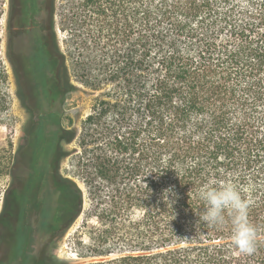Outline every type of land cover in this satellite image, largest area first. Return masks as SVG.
<instances>
[{
  "label": "trees",
  "instance_id": "obj_1",
  "mask_svg": "<svg viewBox=\"0 0 264 264\" xmlns=\"http://www.w3.org/2000/svg\"><path fill=\"white\" fill-rule=\"evenodd\" d=\"M69 12L77 47L84 55L91 45L101 50L111 85L96 97L81 130L64 124L61 95L75 86L54 8L60 79L41 92H55L56 108L29 109L34 119L24 127L35 163L57 168L46 176L57 200L43 195L55 198L52 224L76 219L83 209V187L59 174L71 153L67 145L77 140L79 178L93 199H107L108 220L120 225L123 249L105 264H264V0H76ZM9 37L7 28L6 54L25 106L37 100L22 84ZM38 49L33 68L45 83L49 72L41 61L48 51L45 44ZM7 83L0 59V123L10 110ZM26 160L24 144L12 154L11 143L0 139V185L18 176L16 163ZM209 180L234 183L249 201L248 219L257 230L253 254L233 244L228 213L223 225L196 227L205 207L197 193ZM169 187L175 195L163 197ZM8 191L0 223L10 220ZM9 241L0 230V245ZM24 254L21 264L52 262ZM0 264L11 263L3 257Z\"/></svg>",
  "mask_w": 264,
  "mask_h": 264
},
{
  "label": "rangeland",
  "instance_id": "obj_2",
  "mask_svg": "<svg viewBox=\"0 0 264 264\" xmlns=\"http://www.w3.org/2000/svg\"><path fill=\"white\" fill-rule=\"evenodd\" d=\"M75 3L76 0H54L56 34L60 48L66 56L71 82L75 86L73 91L61 95L64 100L61 105L64 108V124L81 130L82 121L91 112L96 97H101L111 83L106 80V74L103 72L104 59L101 50L91 45L88 53L84 55L77 47L76 37L73 35L75 30H72V26L67 22L69 10ZM11 4V0H2L0 6V59L8 73L7 89L10 99V110L2 117L0 123V139L8 144L11 143L12 154H14L22 143L28 113L18 97L14 68L6 54L8 12L11 9ZM27 29V25L14 28L15 33L22 40L28 34ZM28 88L32 96L41 102L40 94L31 80ZM44 98L43 100L46 102L53 101L49 94H46ZM77 146V140L67 145V149L71 153L60 162L59 174L77 180L83 187V209L76 219H66L64 224H61L60 231L51 244H49L50 237L46 235L42 242L46 247L33 255L35 258L49 256L51 264H105V261L115 257L123 249L120 225L108 220V213L105 212V208L108 206L107 199L104 197L93 199L79 178L77 155L73 152ZM10 182L11 177L8 176L0 185V210L2 196L4 191L9 188ZM32 192L37 195H46L37 187L31 189ZM28 211L29 208H27ZM8 221L0 223V230L10 237L11 226L9 219ZM24 255L23 249H17L13 242L10 247L8 242L0 245V258L5 257L7 261L12 258V264H21L26 260Z\"/></svg>",
  "mask_w": 264,
  "mask_h": 264
},
{
  "label": "flooded vegetation",
  "instance_id": "obj_3",
  "mask_svg": "<svg viewBox=\"0 0 264 264\" xmlns=\"http://www.w3.org/2000/svg\"><path fill=\"white\" fill-rule=\"evenodd\" d=\"M11 2V9L9 11L11 15L10 21L8 22L10 35L9 49L15 59V66L21 67L22 69L20 72L22 84L31 95L30 97H33L28 88L31 80L39 94L42 95L41 97L45 99L43 97V92H41L44 91L43 85L47 83L50 85L53 82L56 83L57 79H60L61 59L60 53L56 48L50 17L51 12L55 8L54 0H11ZM21 25H27L28 27V34L26 38L23 37V40L14 30L16 26ZM39 35L41 37H39ZM41 44H45L48 51L46 56L47 61H41L43 69L49 72L44 78L45 83H43V80L38 77L36 69L33 68L36 63H34V59L38 56V46L40 47ZM23 65L26 68L31 67V69L24 70L22 67ZM47 92L50 93L49 90H47ZM49 96H51L53 101L56 99L55 92L50 93ZM43 99L41 100V103H38L37 101L29 103L28 100V103L26 102L25 106L22 104L28 113L25 126L28 122L32 123L34 119V117H32L33 119L30 118L31 113L28 112L29 109L56 108L53 101L46 102V100ZM27 136L28 133L24 129L21 144L26 146L28 160L24 161L23 164L16 163L15 170L21 175L11 176L8 191V210L11 226L10 241L8 243L10 247L13 242V244L17 246V249L22 248L24 253H35L40 252L46 247L42 242L48 231L54 228L53 232H48L51 237L49 244H51L60 231V222L52 224L55 220L54 212L56 204L54 205V199L56 198L57 200L59 191L51 182V179L46 177L49 173H55L57 168H50V166L45 167L44 164H40L39 162L35 163L37 160L33 159L31 155L33 145L31 143L30 145H27ZM46 185L47 187L50 185L53 190L46 188ZM35 187L41 189L44 191L43 193H46L47 195L54 194L55 198L53 199L52 196L47 200L43 198V195L45 194L37 195L33 194V192L31 193V189H34ZM27 208H29L28 212ZM47 219L49 220L48 226H46ZM9 262L12 264V258Z\"/></svg>",
  "mask_w": 264,
  "mask_h": 264
},
{
  "label": "clouds",
  "instance_id": "obj_4",
  "mask_svg": "<svg viewBox=\"0 0 264 264\" xmlns=\"http://www.w3.org/2000/svg\"><path fill=\"white\" fill-rule=\"evenodd\" d=\"M170 195H175L172 187L164 190L163 197ZM197 195L205 207L196 227L201 222L223 225L225 214L228 213L231 217L233 244L241 253L253 254L256 251L257 230L248 219L249 201L241 195L238 187L232 182L209 180L200 187Z\"/></svg>",
  "mask_w": 264,
  "mask_h": 264
}]
</instances>
